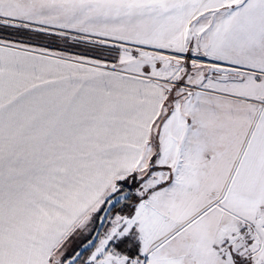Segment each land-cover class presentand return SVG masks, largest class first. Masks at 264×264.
Instances as JSON below:
<instances>
[{"label":"snow or ice","instance_id":"obj_1","mask_svg":"<svg viewBox=\"0 0 264 264\" xmlns=\"http://www.w3.org/2000/svg\"><path fill=\"white\" fill-rule=\"evenodd\" d=\"M0 264H264V0H0Z\"/></svg>","mask_w":264,"mask_h":264}]
</instances>
